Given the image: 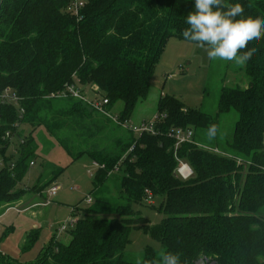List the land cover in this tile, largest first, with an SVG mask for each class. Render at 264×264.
Returning a JSON list of instances; mask_svg holds the SVG:
<instances>
[{"label": "trees", "instance_id": "trees-1", "mask_svg": "<svg viewBox=\"0 0 264 264\" xmlns=\"http://www.w3.org/2000/svg\"><path fill=\"white\" fill-rule=\"evenodd\" d=\"M226 2L241 3L245 17L264 18V0ZM71 3L3 0L0 7V92L10 87L21 98L19 108L0 100V151L6 152L15 134L21 136V157L12 164L4 158L0 170V206L23 196L17 183L37 155L33 131L23 137L21 124L44 126L74 158L88 154L102 164L94 180L97 197L68 230L67 242L55 233L30 263L0 250V264H156L169 251L180 254L181 264H264V217L257 214L264 208V39L248 44L258 49L244 66L248 86L223 87L217 113L162 95L157 134L135 136L131 130L104 144L107 124L96 116L101 111L72 96L49 95L70 83L89 85L97 99L108 100L107 112L124 103L118 118L125 123L147 98L168 39H183L194 0H86L79 16L70 10ZM232 110L238 113L232 136L222 137L221 117ZM213 124L217 132L209 138ZM173 128H193L195 143L176 149L169 135ZM198 130L204 131L202 137ZM179 159L192 167L191 178L176 174ZM120 161V171L109 175ZM114 176L124 203L116 207L115 217H107V181ZM147 189L162 198L158 209L166 217L157 225L133 209L144 202ZM133 228L153 234L162 253L148 247L140 261L126 259ZM39 236L38 230L28 232L22 251H30Z\"/></svg>", "mask_w": 264, "mask_h": 264}, {"label": "rangeland", "instance_id": "rangeland-1", "mask_svg": "<svg viewBox=\"0 0 264 264\" xmlns=\"http://www.w3.org/2000/svg\"><path fill=\"white\" fill-rule=\"evenodd\" d=\"M244 66L222 60L212 61L195 43L177 37L169 38L164 53L155 67L149 94L137 104L131 119L123 124L118 117V120H115L103 112L98 115L95 113L99 120L107 124L101 134L103 143L111 145L114 136H128L132 129L139 128L144 122L152 121L158 113L162 95H174L188 108H200L210 114L217 113L223 87L248 86L250 79L244 72ZM78 87L89 98L98 97L93 87L89 85ZM123 107L122 101L117 102L111 114L115 117L120 115ZM103 115L111 120L107 121ZM237 119L236 110L221 117L222 137L232 136ZM18 129L23 137L33 131L38 147L37 155L33 158L34 165L29 167L22 181L17 183V190L25 191L23 196L0 206V210L4 209L0 215V250L19 259L21 263H30L35 261L42 248L51 242L54 234H57L56 228L62 222L83 217L88 213L90 205L86 201L87 197L91 196L93 203L97 197L94 192L97 168L88 154L78 158L70 155L44 126L33 129L30 125L21 124ZM133 133L137 136L134 131ZM203 133L204 131L198 130L197 136L202 137ZM20 140L21 136L15 134L6 152L3 154L0 151V170L4 168V158L8 159L9 164L19 160L21 153L17 148ZM77 141L79 143L82 140L77 138ZM80 150L78 147L75 152ZM61 169L64 170L60 171ZM89 169L93 171L92 174L88 172ZM53 183H57L60 190L50 197L47 189ZM45 184V188L40 191V186ZM107 184L110 192L107 197L111 205L106 216L115 217L116 207L124 203L120 198V184L116 176L111 177ZM47 199L51 200L50 204H46ZM161 201V197L154 198L152 204L144 200L143 203L134 204L133 209L137 214L149 219L151 225H157L166 217L165 213L158 209ZM257 214L264 217V208ZM31 230L40 232L39 239L30 251L23 252L22 246ZM58 235V239L63 242L70 239L68 232H61ZM130 239L131 242L125 249V257L128 260L140 261L148 247L162 253V243L150 232L133 228ZM197 264L213 263L200 260Z\"/></svg>", "mask_w": 264, "mask_h": 264}, {"label": "clouds", "instance_id": "clouds-1", "mask_svg": "<svg viewBox=\"0 0 264 264\" xmlns=\"http://www.w3.org/2000/svg\"><path fill=\"white\" fill-rule=\"evenodd\" d=\"M244 14L245 8L241 3L194 0V10L186 17L188 27L182 30L181 36L203 49L212 61L246 65L258 51L255 46L248 48L249 42L264 39V18L245 17ZM216 132L217 126L211 125L208 129L209 138H213ZM144 264L154 262L145 261ZM156 264H181L180 254L164 252Z\"/></svg>", "mask_w": 264, "mask_h": 264}, {"label": "built area", "instance_id": "built-area-1", "mask_svg": "<svg viewBox=\"0 0 264 264\" xmlns=\"http://www.w3.org/2000/svg\"><path fill=\"white\" fill-rule=\"evenodd\" d=\"M85 3H86V0H72V3L70 5V10L73 12V14L79 16L80 10L85 5ZM69 96H72L76 99H80L85 104H87V106H89L90 108L101 111V112L107 114L108 116L114 118L115 120H118V118H117L118 116L115 117L110 112H107L105 110V105L108 104L107 99L89 98L81 90V88H79L74 83L67 84L63 90L53 92L49 95L50 98H58V99L67 98ZM0 100L3 103L14 104L18 108L20 107V101H21L20 96L14 90H12L10 87H6L5 89H3L0 92ZM19 111H20V113H24L23 108L19 109ZM158 121H159V116L156 115L152 121L144 122L139 128L132 129V131H134L136 133V135H138V136L142 135L143 133L157 134V130L155 128V125H156V122H158ZM129 129H131V128H129ZM169 135L175 139V141H176L175 148L176 149H178L184 143H195V139H194L195 130L193 128H186V129H184V128H173L169 132ZM6 137H11L10 132H7ZM198 145H201V144H198ZM133 151H134V146H132L130 148V150L127 152L125 157H127L128 154L130 152H133ZM178 161H179V164H178V167L176 168V174L184 180L191 178L194 175V171H193L192 167L190 166V164L181 160V159H179ZM121 163H122V161H120L114 167V169H112L108 174L112 175V174L120 171ZM31 165H34V162H32ZM93 165L97 168V170L99 168L104 167L102 164H100L98 162H94V161H93ZM88 172L90 174L93 173V171L91 169H89ZM59 190H60V186L57 183H53L52 186H50L47 189V193L51 197V196H54ZM86 201L89 205H91L93 203V199L91 198V196H88ZM145 201L150 203V204H152L154 202V196H153V193L151 190H148V189L146 190ZM50 203H51V200L47 199L46 204H50ZM73 210L75 212V208ZM77 220H78V217L71 218L66 222H62L61 225L57 228V237L59 236L58 234L61 232H68V230L76 224Z\"/></svg>", "mask_w": 264, "mask_h": 264}, {"label": "water", "instance_id": "water-1", "mask_svg": "<svg viewBox=\"0 0 264 264\" xmlns=\"http://www.w3.org/2000/svg\"><path fill=\"white\" fill-rule=\"evenodd\" d=\"M2 2H3V0H0V7H1V5H2Z\"/></svg>", "mask_w": 264, "mask_h": 264}, {"label": "crops", "instance_id": "crops-1", "mask_svg": "<svg viewBox=\"0 0 264 264\" xmlns=\"http://www.w3.org/2000/svg\"><path fill=\"white\" fill-rule=\"evenodd\" d=\"M75 214H77V212L75 211ZM57 229V228H56Z\"/></svg>", "mask_w": 264, "mask_h": 264}]
</instances>
